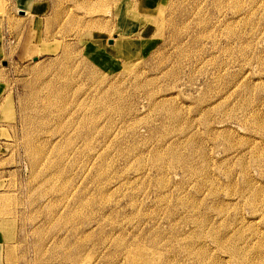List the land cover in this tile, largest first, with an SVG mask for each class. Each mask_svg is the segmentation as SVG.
<instances>
[{
  "label": "rangeland",
  "instance_id": "rangeland-1",
  "mask_svg": "<svg viewBox=\"0 0 264 264\" xmlns=\"http://www.w3.org/2000/svg\"><path fill=\"white\" fill-rule=\"evenodd\" d=\"M263 254L264 0H0L1 264Z\"/></svg>",
  "mask_w": 264,
  "mask_h": 264
},
{
  "label": "bare ground",
  "instance_id": "bare-ground-1",
  "mask_svg": "<svg viewBox=\"0 0 264 264\" xmlns=\"http://www.w3.org/2000/svg\"><path fill=\"white\" fill-rule=\"evenodd\" d=\"M112 41H113V40H110V41H109V44H111ZM110 42H111V43H110ZM113 43H115V45L117 44V42H115V39H114ZM112 47H113V46H112ZM187 171H189V170H188V167H187ZM191 171H192V170H191ZM202 177H203V175H202ZM231 246H232V245H231ZM235 246H236V245H235ZM234 249H236V247H235ZM237 249H239V248H237ZM237 249H236V250H237ZM245 249H248V248H245ZM234 251H235V250H234ZM259 251H261V250L259 249ZM238 252H240V250H238ZM246 252H247V250H246ZM234 253H235V252H234ZM240 253H241V252H240ZM242 253H244V251H243ZM236 255H238V253H237ZM243 255H244V254H243ZM263 255H264V254H263ZM241 256H242V255H241ZM247 256H248V253H247ZM261 256H262V255H261ZM247 258H248V257H247ZM261 263H263V262H261Z\"/></svg>",
  "mask_w": 264,
  "mask_h": 264
},
{
  "label": "crops",
  "instance_id": "crops-1",
  "mask_svg": "<svg viewBox=\"0 0 264 264\" xmlns=\"http://www.w3.org/2000/svg\"><path fill=\"white\" fill-rule=\"evenodd\" d=\"M0 264H1V257H0Z\"/></svg>",
  "mask_w": 264,
  "mask_h": 264
}]
</instances>
